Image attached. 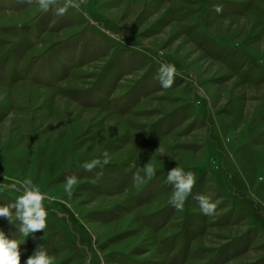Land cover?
<instances>
[{
  "label": "rangeland",
  "instance_id": "1",
  "mask_svg": "<svg viewBox=\"0 0 264 264\" xmlns=\"http://www.w3.org/2000/svg\"><path fill=\"white\" fill-rule=\"evenodd\" d=\"M0 264H264V0H0Z\"/></svg>",
  "mask_w": 264,
  "mask_h": 264
}]
</instances>
